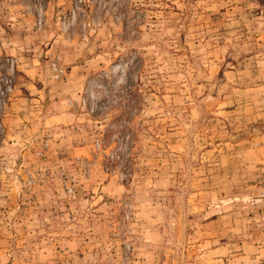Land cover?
<instances>
[{"label": "rangeland", "instance_id": "374dc122", "mask_svg": "<svg viewBox=\"0 0 264 264\" xmlns=\"http://www.w3.org/2000/svg\"><path fill=\"white\" fill-rule=\"evenodd\" d=\"M0 264H264V0H0Z\"/></svg>", "mask_w": 264, "mask_h": 264}]
</instances>
